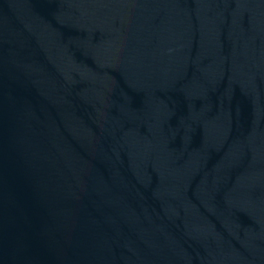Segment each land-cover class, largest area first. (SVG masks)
I'll return each instance as SVG.
<instances>
[{
    "label": "water",
    "instance_id": "1",
    "mask_svg": "<svg viewBox=\"0 0 264 264\" xmlns=\"http://www.w3.org/2000/svg\"><path fill=\"white\" fill-rule=\"evenodd\" d=\"M0 264H264V0H0Z\"/></svg>",
    "mask_w": 264,
    "mask_h": 264
}]
</instances>
